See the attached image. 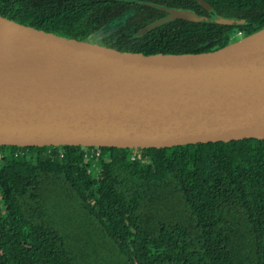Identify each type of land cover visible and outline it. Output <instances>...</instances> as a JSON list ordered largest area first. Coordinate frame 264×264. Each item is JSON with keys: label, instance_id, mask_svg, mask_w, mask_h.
<instances>
[{"label": "trees", "instance_id": "obj_1", "mask_svg": "<svg viewBox=\"0 0 264 264\" xmlns=\"http://www.w3.org/2000/svg\"><path fill=\"white\" fill-rule=\"evenodd\" d=\"M205 1L243 23H217L195 0H0V14L146 55L213 51L264 27V0ZM166 8L200 17L137 35ZM82 147L0 146V264H264V139L94 159Z\"/></svg>", "mask_w": 264, "mask_h": 264}, {"label": "water", "instance_id": "obj_2", "mask_svg": "<svg viewBox=\"0 0 264 264\" xmlns=\"http://www.w3.org/2000/svg\"><path fill=\"white\" fill-rule=\"evenodd\" d=\"M175 18L199 20L171 9L137 35ZM244 138L264 139V27L213 51L146 55L0 14V146L162 149Z\"/></svg>", "mask_w": 264, "mask_h": 264}, {"label": "rangeland", "instance_id": "obj_3", "mask_svg": "<svg viewBox=\"0 0 264 264\" xmlns=\"http://www.w3.org/2000/svg\"><path fill=\"white\" fill-rule=\"evenodd\" d=\"M134 11L130 10L129 11V15H133ZM125 22V17H120L119 20H117L116 22L112 23L111 25H106L103 26L102 29H100L101 31H99V34H117L118 31L120 30V27L124 24ZM67 217L70 218H74L77 217V215L74 213H70V210L66 213ZM79 218V216H78Z\"/></svg>", "mask_w": 264, "mask_h": 264}, {"label": "built area", "instance_id": "obj_4", "mask_svg": "<svg viewBox=\"0 0 264 264\" xmlns=\"http://www.w3.org/2000/svg\"><path fill=\"white\" fill-rule=\"evenodd\" d=\"M54 147H58V146H54ZM90 147H91V149H88L87 146L82 147V151H83L85 157H88L90 159H94V158H97V157L102 155V148L103 147H99V146H90ZM61 153L62 152L60 151V156H62ZM0 156H1V152H0Z\"/></svg>", "mask_w": 264, "mask_h": 264}, {"label": "flooded vegetation", "instance_id": "obj_5", "mask_svg": "<svg viewBox=\"0 0 264 264\" xmlns=\"http://www.w3.org/2000/svg\"><path fill=\"white\" fill-rule=\"evenodd\" d=\"M196 1V0H195ZM197 2V1H196ZM199 4V3H198ZM203 8V7H202ZM171 9H179V8H166V11H165V15L164 16H166L167 14H168V12L171 10ZM204 9V8H203ZM185 10H190V9H185ZM207 11H210V13H207L206 15L207 16H210V19L211 20H215L216 21V19H218V18H224V19H231V18H229V17H222V16H216V15H213L214 14V10H212L211 9V6H210V8L209 9H206ZM190 11H192V12H194L195 14H196V16L199 18L200 17V15H198V13H196L195 11H193V10H190ZM208 14H211V15H208ZM163 16V17H164ZM162 18V17H161ZM160 19V18H159ZM176 19V18H175ZM239 19V18H238ZM158 20V19H157ZM242 20V19H241ZM155 21V20H154ZM168 21H170V20H168ZM167 21V22H168ZM166 23V22H165ZM218 23V22H217ZM243 23V20H242V22L241 23H239V24H242ZM163 24V23H162ZM240 37V33H238L237 34V37L236 38H239Z\"/></svg>", "mask_w": 264, "mask_h": 264}]
</instances>
